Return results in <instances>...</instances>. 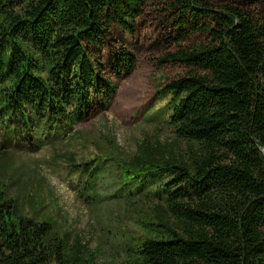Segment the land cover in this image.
<instances>
[{
  "label": "trees",
  "instance_id": "trees-1",
  "mask_svg": "<svg viewBox=\"0 0 264 264\" xmlns=\"http://www.w3.org/2000/svg\"><path fill=\"white\" fill-rule=\"evenodd\" d=\"M142 62L179 69L161 89L185 146L71 157L79 197L149 208L120 264H264V0H0V264H99L80 235L24 214L9 152L103 114Z\"/></svg>",
  "mask_w": 264,
  "mask_h": 264
},
{
  "label": "rangeland",
  "instance_id": "rangeland-1",
  "mask_svg": "<svg viewBox=\"0 0 264 264\" xmlns=\"http://www.w3.org/2000/svg\"><path fill=\"white\" fill-rule=\"evenodd\" d=\"M178 72V68L157 69L142 62L135 73L117 83L115 98L103 114L51 133L41 127L34 149L10 151L6 178L11 194L22 201L28 198L24 214L51 223L61 233L80 235L97 253L99 264H120L122 234L126 236L127 228L145 235L149 208L112 199L84 202L79 193L84 192L88 174L73 169L69 160L79 163L104 157L106 147L121 161L134 154L141 142L175 151L183 148L169 122L170 95L161 89V83ZM100 190L105 192L104 186Z\"/></svg>",
  "mask_w": 264,
  "mask_h": 264
}]
</instances>
